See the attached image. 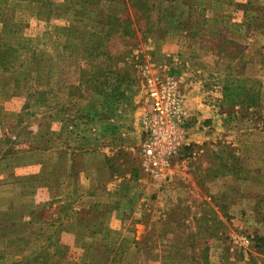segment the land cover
Listing matches in <instances>:
<instances>
[{"label": "rangeland", "instance_id": "obj_1", "mask_svg": "<svg viewBox=\"0 0 264 264\" xmlns=\"http://www.w3.org/2000/svg\"><path fill=\"white\" fill-rule=\"evenodd\" d=\"M186 18L194 24L184 31L179 25ZM165 43L204 64L209 84L229 88L231 101L223 106L229 113L204 154L190 147L174 161L197 187V196L184 199L194 208L181 210L177 230L164 236L142 218L147 231H139L140 245L120 248L132 256L125 264H156L158 256L167 259L163 264H264V0H0V161L14 144L47 145L49 121L57 119L77 146L119 147L109 162L105 157L108 170L128 173L133 182L106 207L132 208L137 180H147L137 133L148 106L145 69L163 70ZM33 175L22 169L4 177L0 170V264H116L118 232L100 237L108 216L96 209L79 216L98 236L81 232L75 246L66 244L60 226L75 201L57 203L55 212L48 201L34 205L28 200ZM151 192L141 202L146 209L167 200ZM201 207L206 212L197 222ZM128 230L136 232L132 224ZM240 236L246 247L238 245Z\"/></svg>", "mask_w": 264, "mask_h": 264}, {"label": "crops", "instance_id": "obj_2", "mask_svg": "<svg viewBox=\"0 0 264 264\" xmlns=\"http://www.w3.org/2000/svg\"><path fill=\"white\" fill-rule=\"evenodd\" d=\"M159 50L160 60L162 61V65H160L163 71L180 79L185 94V108L188 116L185 124L187 136V148L185 149L197 147L200 155H202L210 144L214 143L217 135H219V128L224 123V114L221 110L223 87L209 84V74H207L204 64L199 67L191 63L189 59L184 57L186 50L183 52V48L165 43ZM187 51L190 52L188 49ZM246 53H249L248 49H246ZM258 62L254 61V64L258 65ZM256 67L258 68V66ZM146 108L144 109L146 110ZM14 111L18 112V110ZM137 133L141 138L140 128H138ZM67 135L66 128L62 126V123L54 119L49 121L47 145L40 146L38 141V144L34 143L37 139L25 145L14 144L13 150L11 149L13 153H9L6 160L0 161V170H2L4 177H6V173L9 175L22 169H32L35 175H33L34 184L32 185L34 189L29 194L28 200L34 201V205L48 201L55 212L57 203L61 204L62 201L74 199L75 203L71 206L73 213L70 212L72 216H66L60 226V230L63 232L61 240L66 244L72 242V245L75 246V235L82 233L86 238L98 236L89 232L90 228L83 226L78 220L79 216L90 214L92 209H96L98 213L100 212V217L108 216L106 224L110 225V228L107 225L102 226L100 237L106 239L109 237L110 232H118V238L112 245L116 247L113 251L114 257L112 256L113 263H131L132 256L128 252L132 250L131 248L135 250L140 245L139 231L141 229L147 231L146 226L141 227L140 225L142 218L147 217L148 222L154 223L149 229H160L161 236H164L166 235L164 232L166 229L177 230L178 218L183 214L181 210L194 208L193 205H187L189 203L184 199L187 200V194H189L190 198L188 199L190 200L192 196H197L198 194L195 191L197 187L194 182L189 184L186 181V179L188 181H193V179H191L189 173L184 172L185 166L182 165V169H178L177 163L173 166L171 179L165 184L151 182V179L147 176L148 182L145 179L137 180L136 185L140 187L138 191L140 196L137 197L132 208L124 210L121 203H113L112 206L106 207V203H109L110 198L115 199L120 191L122 192L125 189L127 183L133 182L130 180L128 173L119 175L108 170L110 166L105 162V157H107V161L108 158L114 157L119 147L113 144H101L98 141L95 144H90V147L77 146L75 140ZM21 143L25 142L21 141ZM95 154L96 157H100L102 162L94 161L93 156ZM21 156H24V159H20ZM71 167H76L74 175L70 172ZM195 167L196 163L193 164V167L191 165L188 168L190 170ZM76 183L78 184V191H75L73 187V184ZM159 188H165V190L163 189L164 192L158 193ZM148 190L152 191L151 193L157 192V198L159 196L160 200L163 197L167 200L163 199L164 203L160 202L157 206L146 209L147 206L144 203L141 204V202L147 199ZM42 191H44L45 197ZM9 192L7 198L11 199L14 195L10 190ZM142 205L144 208L138 210ZM210 205L211 203L206 202L205 207ZM205 207L200 208V216L196 217L197 222L204 218L202 213L206 212ZM53 210H50L49 214H53ZM55 216L53 219H56ZM186 217L191 219V216ZM183 220H181V223H183ZM101 221H104V219L97 218L96 220L100 223ZM131 224L135 226L136 232L135 230H133L134 232L128 230ZM121 247L128 248V252L122 254ZM166 260L165 257L158 256L156 264H163Z\"/></svg>", "mask_w": 264, "mask_h": 264}, {"label": "built area", "instance_id": "obj_3", "mask_svg": "<svg viewBox=\"0 0 264 264\" xmlns=\"http://www.w3.org/2000/svg\"><path fill=\"white\" fill-rule=\"evenodd\" d=\"M144 84L148 106L140 118V168L152 182L165 184L173 175L174 161L187 147L185 94L179 78L155 65L145 69ZM237 243L246 247L248 240L240 236Z\"/></svg>", "mask_w": 264, "mask_h": 264}, {"label": "trees", "instance_id": "obj_4", "mask_svg": "<svg viewBox=\"0 0 264 264\" xmlns=\"http://www.w3.org/2000/svg\"><path fill=\"white\" fill-rule=\"evenodd\" d=\"M172 1V0H171ZM122 2V1H121ZM50 7H51V4L50 3H47V6H46V9H47V13L49 14L48 16H50ZM192 24H194V23H192L190 20H189V18H186L184 21H181L180 22V27L184 30V31H187L188 29H187V26H189V25H192ZM185 25V26H184ZM92 36H95V35H92ZM228 91H229V88H227V86H225L224 88H223V98H224V102L222 103V105H221V110H222V113L223 114H225V110H223V106H224V104H226V102L227 101H231V98H229L230 97V95H228ZM233 103V102H232ZM227 104H228V102H227ZM229 105V104H228ZM226 113H229V111H227ZM190 152V151H189ZM109 162V161H108ZM112 166V165H111ZM116 173H118L117 171H116ZM119 175H124V174H120V173H118ZM51 257V256H50ZM52 258V257H51Z\"/></svg>", "mask_w": 264, "mask_h": 264}]
</instances>
